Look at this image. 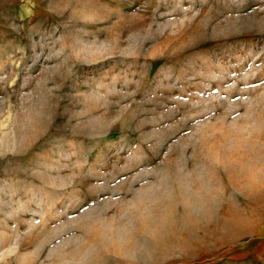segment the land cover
Wrapping results in <instances>:
<instances>
[{
  "label": "rangeland",
  "instance_id": "1",
  "mask_svg": "<svg viewBox=\"0 0 264 264\" xmlns=\"http://www.w3.org/2000/svg\"><path fill=\"white\" fill-rule=\"evenodd\" d=\"M0 264H264V0H0Z\"/></svg>",
  "mask_w": 264,
  "mask_h": 264
}]
</instances>
